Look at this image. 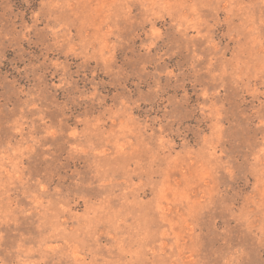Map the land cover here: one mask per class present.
Segmentation results:
<instances>
[{
  "label": "rangeland",
  "instance_id": "rangeland-1",
  "mask_svg": "<svg viewBox=\"0 0 264 264\" xmlns=\"http://www.w3.org/2000/svg\"><path fill=\"white\" fill-rule=\"evenodd\" d=\"M0 264H264V0H0Z\"/></svg>",
  "mask_w": 264,
  "mask_h": 264
}]
</instances>
